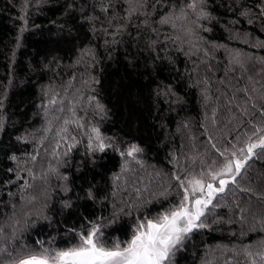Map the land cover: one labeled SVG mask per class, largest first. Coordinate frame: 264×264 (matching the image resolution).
<instances>
[{"label": "trees", "instance_id": "obj_1", "mask_svg": "<svg viewBox=\"0 0 264 264\" xmlns=\"http://www.w3.org/2000/svg\"><path fill=\"white\" fill-rule=\"evenodd\" d=\"M261 138L264 0H0V264L126 245L221 179L167 264H264Z\"/></svg>", "mask_w": 264, "mask_h": 264}, {"label": "snow or ice", "instance_id": "obj_2", "mask_svg": "<svg viewBox=\"0 0 264 264\" xmlns=\"http://www.w3.org/2000/svg\"><path fill=\"white\" fill-rule=\"evenodd\" d=\"M195 6V3L189 5L191 8ZM93 132L99 139L98 131L93 129ZM89 147L92 145L89 144ZM98 147L100 151H103L106 145L101 141ZM257 147L264 149V138H261L259 143L250 144L248 153L251 154ZM138 151L139 149L133 145L127 155L132 156ZM242 167L243 163L235 162L237 175ZM232 171V162H228L218 175H227ZM212 179H216V174L212 175ZM228 183L230 181L221 179L218 189L208 183L206 193L205 184L200 180L189 182L191 190L184 187L182 183L184 195L180 204L159 219L140 223L134 229L131 240L124 246L120 243L111 247L105 246L98 238L100 229L94 226L87 234L80 235L78 245L66 250H57L54 254L45 250L44 253L21 259L19 264H167L173 250L190 232L196 228L205 227L201 220V217L205 215L204 209L211 203L214 194L223 192ZM38 243L42 242L38 241Z\"/></svg>", "mask_w": 264, "mask_h": 264}, {"label": "rangeland", "instance_id": "obj_3", "mask_svg": "<svg viewBox=\"0 0 264 264\" xmlns=\"http://www.w3.org/2000/svg\"><path fill=\"white\" fill-rule=\"evenodd\" d=\"M236 161H238V160H234V162H232V167L234 168L233 171H235V162H236ZM206 185H207V184H205V193L207 192ZM213 187H214V188H217V186H214V185H213ZM218 188H219V187H218ZM205 198H206V196H205ZM204 210H205V209H204ZM158 219H159V218H158ZM155 220H156V219H155ZM187 236H188V235H187ZM187 236H186V237H187ZM186 237H185V238H186ZM185 238H184V239H185ZM184 239H183V240H184ZM182 242H183V241H182ZM123 246H124V245H123ZM179 246H180V245H178L177 248H178ZM177 248H176V249H177ZM176 249H174L173 252H174ZM48 253H50V254H54V252H48ZM172 254H173V253H172ZM172 254H171V255H172ZM14 264H19V261L16 262V263H14Z\"/></svg>", "mask_w": 264, "mask_h": 264}]
</instances>
